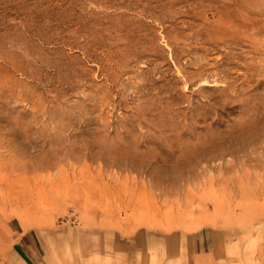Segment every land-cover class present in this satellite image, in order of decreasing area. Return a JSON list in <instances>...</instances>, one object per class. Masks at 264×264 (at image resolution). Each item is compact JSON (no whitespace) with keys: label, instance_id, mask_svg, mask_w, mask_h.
<instances>
[{"label":"rangeland","instance_id":"rangeland-1","mask_svg":"<svg viewBox=\"0 0 264 264\" xmlns=\"http://www.w3.org/2000/svg\"><path fill=\"white\" fill-rule=\"evenodd\" d=\"M17 223L42 264H264V0H0V264Z\"/></svg>","mask_w":264,"mask_h":264},{"label":"crops","instance_id":"crops-1","mask_svg":"<svg viewBox=\"0 0 264 264\" xmlns=\"http://www.w3.org/2000/svg\"><path fill=\"white\" fill-rule=\"evenodd\" d=\"M15 233L16 252L25 262V264H42L45 256L44 249L46 245L44 233L33 230H22L20 224L13 225ZM261 233L264 240V223L261 226ZM225 232L215 228H198L191 232L185 240L191 241V249L197 253H212L216 255L221 247L222 240H235ZM231 238V239H230ZM182 240V239H173Z\"/></svg>","mask_w":264,"mask_h":264},{"label":"bare ground","instance_id":"bare-ground-1","mask_svg":"<svg viewBox=\"0 0 264 264\" xmlns=\"http://www.w3.org/2000/svg\"><path fill=\"white\" fill-rule=\"evenodd\" d=\"M204 83V82H203ZM209 84V83H208ZM203 85V84H202ZM205 85V84H204ZM214 85V84H213ZM37 169V168H36ZM24 171H26V170H24ZM28 172H30V171H28ZM35 172V171H34ZM27 173V172H26ZM32 175H33V173H32ZM31 175V176H32ZM20 176V175H19ZM35 176V175H34ZM38 176V175H37ZM36 178V177H35ZM20 179V178H19ZM46 188V187H45ZM5 189V188H4ZM4 191H6V189L4 190ZM42 196H43V194H42Z\"/></svg>","mask_w":264,"mask_h":264}]
</instances>
